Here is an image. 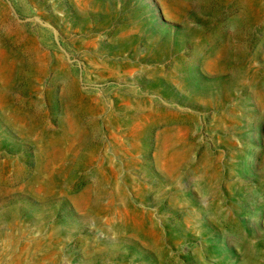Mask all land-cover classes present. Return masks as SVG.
<instances>
[{"label": "rangeland", "instance_id": "1", "mask_svg": "<svg viewBox=\"0 0 264 264\" xmlns=\"http://www.w3.org/2000/svg\"><path fill=\"white\" fill-rule=\"evenodd\" d=\"M0 264H264V0H0Z\"/></svg>", "mask_w": 264, "mask_h": 264}]
</instances>
